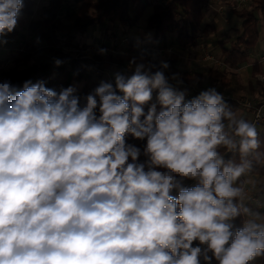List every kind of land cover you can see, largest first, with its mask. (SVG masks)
I'll return each instance as SVG.
<instances>
[{
    "label": "clouds",
    "instance_id": "1",
    "mask_svg": "<svg viewBox=\"0 0 264 264\" xmlns=\"http://www.w3.org/2000/svg\"><path fill=\"white\" fill-rule=\"evenodd\" d=\"M22 7L0 0V43ZM129 63L130 76L101 81L83 104L75 86L0 82V264H250L264 256V214L237 186L260 146L256 125L237 119L215 88L186 101L187 90L165 76L166 61ZM129 135L146 140L143 149ZM221 148L238 150L239 163L225 165Z\"/></svg>",
    "mask_w": 264,
    "mask_h": 264
},
{
    "label": "trees",
    "instance_id": "2",
    "mask_svg": "<svg viewBox=\"0 0 264 264\" xmlns=\"http://www.w3.org/2000/svg\"><path fill=\"white\" fill-rule=\"evenodd\" d=\"M43 1L44 4L40 7L38 16L34 18L36 0H23L17 26L6 36L16 37L19 35L20 29H24L25 33L35 40L43 41L44 49L51 55L60 54L63 47L77 48L76 36L84 35L89 27L97 26L105 31L107 26H118L124 35L128 29L138 25L148 8H150V13L145 20L144 27L146 31L150 32L152 41L165 40L167 35H174L177 47L180 50H186L196 48L202 37H207L215 31L213 24L204 22V9L208 0H70L74 9L65 11L63 16H60V11L67 0ZM231 12L240 21L241 30L228 45L221 41L218 43L223 66L210 67L205 74L201 72L188 73L178 68V55L173 52L165 60L170 67L164 70V73L166 77L170 78V81H176L171 77L173 74H178L182 81L179 87L183 89L194 88L197 90L204 83L210 88L225 89L228 86L227 71L238 69L245 64L249 52L256 47L260 39L261 30H264V0H249L246 6L241 9L232 8ZM30 57V53L23 56L18 54L14 56L13 64L10 66H6V60L0 58V82L9 81L17 90H22L25 81L31 80L35 83L38 80H43L46 87L56 91L77 83L79 87L76 95L81 98V101L99 86L94 76H100L102 72L117 66L125 67L134 57L137 58V62L143 58L145 62L151 61L156 64L157 68L160 65L145 51L133 52L131 47L126 52L116 54L102 55V52L98 51L91 58H81L80 55L75 57L60 55L63 63L58 67H53L49 62L30 65ZM254 69L257 70L258 67L255 66ZM256 83L259 85V96L264 100V83L258 80ZM249 87L252 91L251 83ZM153 95L156 97L157 92L154 91ZM196 96L194 94L186 101ZM225 101L233 113L238 110L239 105L236 98ZM257 105H262V103ZM147 108L148 106H145V112H147ZM97 116H99L98 110ZM257 139L260 146L248 157L252 161V170L248 173L264 176V166L260 162L264 160V131L258 133ZM126 140L127 143L134 144L141 149L146 144V140H137L130 135ZM220 152L224 157L225 165L229 162L239 163L238 150L228 152L221 148ZM139 162L146 164L148 158L141 155ZM158 170L163 171V169ZM189 181L193 182V186L197 183L193 180ZM241 184L242 178L237 181V186H241ZM183 186L185 187L184 184ZM172 195L177 196L178 192L173 191ZM257 196L264 202V185H260ZM242 220L243 217H237L234 220V227H242ZM201 264H204L203 260H201ZM213 264H217V262L215 261ZM250 264H264V256L258 257V260L254 259Z\"/></svg>",
    "mask_w": 264,
    "mask_h": 264
},
{
    "label": "rangeland",
    "instance_id": "3",
    "mask_svg": "<svg viewBox=\"0 0 264 264\" xmlns=\"http://www.w3.org/2000/svg\"><path fill=\"white\" fill-rule=\"evenodd\" d=\"M36 2L37 3L34 7L33 14L34 18L38 16L40 7L42 6V4H44L43 0H36ZM219 4L223 7V11L222 13H216L215 15V31L210 33L207 37H202L199 40V44L196 48L180 50L175 43L174 35H167L165 40L152 41L150 32L146 31L144 27L145 20L150 13V8H148L144 12L138 25L126 31V34L130 37V42L125 46H120L112 39L115 36L123 34L120 27L107 26L105 27V31L100 29V27H96V31H94L93 34L91 33V36L85 37V34L82 36H76L77 49L80 51L79 53L72 51V49L70 50L68 47H63L60 54L51 55L44 49L43 41L35 40L32 36L25 33L24 29H20L18 36L13 38L5 36L2 38L6 40L7 43H0V58L6 60V66H10L13 64L12 59L14 58V56L18 54L20 56H23L26 53H30V65L39 64L40 62H49L54 67V61L56 59H60V55L65 57H75L76 55H80L81 58H91L94 53H97L98 51L101 52L102 49L112 50L115 53L117 51L126 52L127 50H129V47H131L133 52L145 51L152 59L156 60L159 64L161 61H165L170 53L174 52L178 55L177 65L179 69L185 70L188 73L201 72L205 74L208 68L216 66L202 59V55L199 50L200 43H206V48L210 49L211 52H214L213 54L215 55V57L220 58L218 43L221 41L223 42V44L228 45V43L233 40L236 34L240 31V21L232 14L231 9H241L242 7L247 5V3H241V0H220V3H213L212 5L217 7ZM73 9L74 5L70 2V0L65 1L61 8L60 16H63L65 11ZM205 16L210 17V15L207 14H205ZM260 33L262 35V33H264V30H261ZM92 36H94L95 38H97L98 36V39L100 37L102 39V43H97L95 40H93L94 38H91ZM72 48L75 49L74 47ZM108 53V51H104L102 52V55ZM132 71L133 66H130V63H128L125 67H114L111 70L102 72L100 76H94V78L98 82V84H100L101 81L114 83V75L116 73L119 72L130 76L132 74ZM227 76L229 78V81L232 83L231 86L235 89V92L233 94L234 98H236L237 100L247 99L254 102L255 104L264 102V100H262L259 96V85L253 80V89L251 91L249 85L246 84L245 79L247 77L245 73L239 72L236 69H231L227 71ZM258 80L264 82L262 81L264 80V77L260 76ZM173 85L176 86L175 84ZM72 86H75L76 89H78L79 84L73 83ZM203 87L209 86L204 83L201 88ZM216 89L227 94V92H225V90L221 89L220 87H216ZM229 96L231 97L232 94H230ZM155 99L156 97L153 95L152 102H155ZM83 103L84 101L82 100L81 104ZM148 166L149 164L146 163L145 170H147ZM240 178H242V184L240 187H242L244 189V192L246 193L244 204L252 210L264 214V202H262L261 199L257 196L260 185H264V176H259L257 179H255L253 176H250L249 173H246ZM183 184L185 185V187L193 186V182L189 180H184ZM196 243L198 242H194V246ZM201 260L203 259L201 258ZM255 260H258V257L255 258ZM213 262H215V260H213Z\"/></svg>",
    "mask_w": 264,
    "mask_h": 264
},
{
    "label": "built area",
    "instance_id": "4",
    "mask_svg": "<svg viewBox=\"0 0 264 264\" xmlns=\"http://www.w3.org/2000/svg\"><path fill=\"white\" fill-rule=\"evenodd\" d=\"M248 2H249V0H241V3H248ZM213 3H220V0H208L206 7L213 9L216 13H219V14L222 13L223 7L220 4L217 7L213 6L212 5ZM112 39L115 41V43H118L120 46H125L129 43V37L126 34L115 36ZM205 44L200 43V45H199V50L201 52L202 59L204 61L210 62L211 64H213L216 67H222L223 63H222L221 58L215 57V55L211 52V50L206 48ZM68 48L70 50L72 49V51H74L76 53L80 52L77 48H75V49H73L72 47H68ZM105 50L108 51L109 53H112V54L121 53L118 51L114 53V51L108 50V49H105ZM259 61L264 62V54H261L259 56ZM262 81H264V80H262ZM170 83L175 84L176 87H178V89L181 91L187 90L185 100L189 99L194 94L198 95L201 91H204V90H207L208 88H210V87H203V88H200L197 90L194 88L183 89V88L179 87V85H177V82L171 81ZM216 90H217V92H219L223 95L224 100L232 99L228 94H226V93H224L218 89H216ZM237 103L241 109H243L244 111H246L250 114L249 122L254 123L256 125L257 132L259 133L261 131H264V105H257L254 102L247 100V99L237 100Z\"/></svg>",
    "mask_w": 264,
    "mask_h": 264
},
{
    "label": "crops",
    "instance_id": "5",
    "mask_svg": "<svg viewBox=\"0 0 264 264\" xmlns=\"http://www.w3.org/2000/svg\"><path fill=\"white\" fill-rule=\"evenodd\" d=\"M205 14L210 15V17H208V16L206 17ZM215 15H216V12L213 9L206 7L204 9V16H205L204 22L214 25L215 20H216ZM96 27L97 26L89 27L87 29V31L85 32V37L91 36V33L93 34V32L96 31ZM240 30H241V28H240ZM91 38L92 39L94 38L93 40H95L97 43H102V39L100 37L98 39V36H97V38H95L94 36H92ZM212 53H214V52H212ZM261 54H264V33H262V35L260 36V39H259L256 47L252 51L249 52V54L246 58L245 64L242 65L240 68L236 69L239 72L245 73V75L247 77L245 79L247 85H249L250 83L252 84L253 80L256 82V80H258L260 78V76L264 77V62L259 61V56ZM255 66L258 67L257 70L254 69ZM133 68H134V66H133ZM228 80H229V78H228ZM258 81H260V80H258ZM262 83H264V82H262ZM231 85H232V83L229 81L228 86L224 90H225V92H227V94H229V93L232 94L231 97L234 98L233 94L235 92L234 91L235 89ZM261 103H262V105H264V102H261ZM234 114H235V117L237 119L243 118V119H246L247 121L250 120V114L248 112L244 111L243 109H241L240 107L238 108V110ZM261 165L264 166V163H261ZM250 176H253L255 179H257L259 177L257 175H251V174H250Z\"/></svg>",
    "mask_w": 264,
    "mask_h": 264
}]
</instances>
